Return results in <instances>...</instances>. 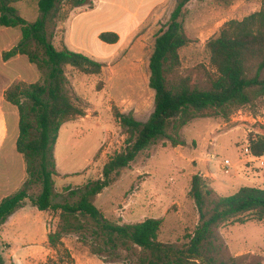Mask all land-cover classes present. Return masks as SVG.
Segmentation results:
<instances>
[{"label":"rangeland","instance_id":"374dc122","mask_svg":"<svg viewBox=\"0 0 264 264\" xmlns=\"http://www.w3.org/2000/svg\"><path fill=\"white\" fill-rule=\"evenodd\" d=\"M262 0H191L182 17L189 38L179 52L177 74L192 84L209 88L210 64L207 42L230 20H242L259 11ZM173 0H90L72 8L60 5L53 43L67 47L102 64L99 75H84L71 67L65 72L75 103L84 115L62 125L54 146V202L73 201L71 192L88 181L102 178L104 164L125 146L126 131L117 115L126 114L145 122L154 110V91L149 86V58L155 36L167 24ZM18 13L34 21V6L16 4ZM102 32H115L118 41H102ZM20 40V31L0 27V54ZM0 85L33 83L42 74L23 55L4 62L0 55ZM2 77V78H1ZM7 77V78H4ZM3 89H0V94ZM7 138L0 146V197L19 190L27 177L24 160L16 151L17 108L4 98ZM1 111V110H0ZM3 127L0 117V139ZM249 135H264V99L236 110L229 119L198 118L179 131L171 127L142 151L130 166L93 203L106 219L119 224L138 223L147 218L162 220L159 241L174 251L187 247L188 234L199 223L200 214L189 196L192 177L201 176L211 191L205 209L219 197L241 187L264 188V155L248 151ZM171 139L178 144L174 146ZM225 159L230 167H223ZM228 171V172H227ZM59 211H40L29 200L0 228V254L5 264H45L56 258L47 236L54 231ZM216 252H202L191 260L202 264H264V219L233 220L216 230ZM79 234L63 238L72 264H140L136 254H94ZM186 256H189L187 253Z\"/></svg>","mask_w":264,"mask_h":264},{"label":"trees","instance_id":"16d2710c","mask_svg":"<svg viewBox=\"0 0 264 264\" xmlns=\"http://www.w3.org/2000/svg\"><path fill=\"white\" fill-rule=\"evenodd\" d=\"M174 9L167 24L155 36L149 58V86L154 91V110L147 121L131 115H117L126 131L124 148L115 152L104 164L102 178L88 181L73 190V201L54 202V146L62 125L84 110L75 103L65 68L71 67L84 75H99L102 64L83 53L67 47L57 49L53 43L60 5L75 8L90 0H0V27L20 31L19 42L2 52L4 62L18 55L25 56L42 74V80L16 82L4 91V99L18 111L16 151L22 155L27 177L23 186L0 201V228L27 200L40 211H59L54 231L47 236L56 258L45 264H72L67 249H61L63 238L79 234L81 241L97 255L118 256L120 252L136 254L140 264H202V252H216V230L233 220L242 223L264 219V188L241 187L235 193L219 197L210 209H205L211 191L198 174L192 177L189 196L200 214L199 223L188 234L185 249L174 251L159 241L162 220L147 218L138 223L119 224L104 217L93 198L111 186L121 171L137 156L164 136L169 127L179 131L198 118L229 119L244 106L264 99V0L259 11L242 20H230L207 48L214 71L209 76V88L192 84L189 77L177 74L179 52L188 45L182 17L191 0H173ZM34 6L38 16L28 21L18 13L16 4ZM99 38L113 44L115 32H102ZM172 143H178L171 139ZM248 151L256 158L264 155V135H249ZM189 256H186V254ZM231 264H237L231 259ZM0 264H5L0 254Z\"/></svg>","mask_w":264,"mask_h":264},{"label":"crops","instance_id":"0c3cea01","mask_svg":"<svg viewBox=\"0 0 264 264\" xmlns=\"http://www.w3.org/2000/svg\"><path fill=\"white\" fill-rule=\"evenodd\" d=\"M25 4V3H23ZM27 5V4H26ZM2 55V51H1V54ZM17 57V56H16ZM1 76V75H0ZM2 78V77H1ZM4 78H7V77H4ZM3 89V92L0 94V102L2 103V100L4 98V91L7 89V87L3 88V85H0V89ZM0 117H1V120H2V127H3V131H2V135H1V139H0V146L3 145L4 143V140L7 138V124H6V113L4 112L3 108H2V104L0 106ZM18 112V111H17ZM6 196H3V197H0V201Z\"/></svg>","mask_w":264,"mask_h":264},{"label":"built area","instance_id":"2783aa9c","mask_svg":"<svg viewBox=\"0 0 264 264\" xmlns=\"http://www.w3.org/2000/svg\"><path fill=\"white\" fill-rule=\"evenodd\" d=\"M223 167L228 168L230 167V161L228 159H225L224 162H223ZM228 172V171H227Z\"/></svg>","mask_w":264,"mask_h":264}]
</instances>
